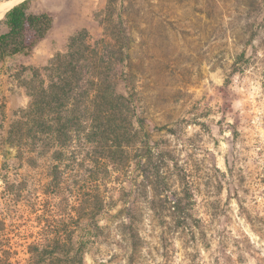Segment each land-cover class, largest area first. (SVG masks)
<instances>
[{"label": "rangeland", "instance_id": "374dc122", "mask_svg": "<svg viewBox=\"0 0 264 264\" xmlns=\"http://www.w3.org/2000/svg\"><path fill=\"white\" fill-rule=\"evenodd\" d=\"M106 3L30 0L53 27L31 55L0 62V264H27L29 245L76 215L81 178L71 172L55 190L50 156L31 163L6 142L29 101L23 66L45 65L82 28L100 36L95 12ZM118 9L160 177L156 191L135 168L100 181L99 226L76 229L83 264H264V0H119ZM119 91L128 94L124 81ZM182 188L191 209L179 223L166 196Z\"/></svg>", "mask_w": 264, "mask_h": 264}, {"label": "trees", "instance_id": "16d2710c", "mask_svg": "<svg viewBox=\"0 0 264 264\" xmlns=\"http://www.w3.org/2000/svg\"><path fill=\"white\" fill-rule=\"evenodd\" d=\"M118 2L107 0L95 12L100 36L82 28L45 65L23 66L31 71V77L22 81L29 101L14 112L6 142L21 153L27 150L31 163L50 156L49 184L55 190L64 187L69 173L81 176L77 204L72 206L76 215L48 226L47 235L29 245L27 264L84 263L86 243L75 241L76 229L84 219L92 227L99 226L98 216L106 204L100 181L113 173L128 174L135 168L148 186L157 189L160 169L149 142L151 134L137 106L134 78L124 69L131 36ZM53 23L50 13L32 11L30 0L14 5L0 19V62L18 54L31 55ZM121 81L128 94L119 91ZM84 171L95 175L82 178ZM171 193L172 199L166 196L169 207L177 222L184 223L191 209L189 191Z\"/></svg>", "mask_w": 264, "mask_h": 264}, {"label": "bare ground", "instance_id": "6f19581e", "mask_svg": "<svg viewBox=\"0 0 264 264\" xmlns=\"http://www.w3.org/2000/svg\"><path fill=\"white\" fill-rule=\"evenodd\" d=\"M19 1L22 2L21 0H0V19Z\"/></svg>", "mask_w": 264, "mask_h": 264}]
</instances>
